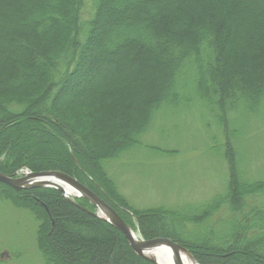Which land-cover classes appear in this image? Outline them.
Wrapping results in <instances>:
<instances>
[{
	"label": "trees",
	"instance_id": "1",
	"mask_svg": "<svg viewBox=\"0 0 264 264\" xmlns=\"http://www.w3.org/2000/svg\"><path fill=\"white\" fill-rule=\"evenodd\" d=\"M87 1L0 0V172H62L130 223L137 217L105 164L132 149L153 113L201 98L219 113L229 146L239 132L230 115L263 103L264 0H92L83 24ZM231 168L226 198L186 208L195 218L145 212L136 219L142 238L178 243L199 264H264V203L244 209L264 195V182L243 181ZM0 199L40 221L46 264H154L86 211H96L86 199L78 206L53 188L16 192L3 183ZM224 205L233 216L227 225L203 223Z\"/></svg>",
	"mask_w": 264,
	"mask_h": 264
},
{
	"label": "rangeland",
	"instance_id": "2",
	"mask_svg": "<svg viewBox=\"0 0 264 264\" xmlns=\"http://www.w3.org/2000/svg\"><path fill=\"white\" fill-rule=\"evenodd\" d=\"M92 9L93 2L88 0L83 24L90 21ZM82 84L80 80L79 86ZM201 101L192 97L176 109L162 107L141 126L132 149L105 164L114 191L126 199L128 210L137 218L152 209H177L195 218V214L189 211L188 215L185 209L194 211L212 199L227 197L230 170L235 171L231 166L243 181L264 182V101L254 113H249L245 103L241 111L230 115L239 132L236 135L231 132L235 140L229 146L219 113ZM29 128L41 141L44 133L30 125ZM46 129L44 126L46 133H52ZM231 130L234 131L233 126ZM27 171L23 166L17 176ZM48 172L58 171L40 173ZM263 203L264 195L255 200L250 197L244 209L247 212ZM226 208L224 205L203 223L215 222L213 229L220 230L223 226L219 223L227 220L224 223L227 225L233 217ZM137 218L131 216L130 223L122 219L137 229ZM39 226L40 221L29 210L17 207L11 200L0 199V264H46L38 243Z\"/></svg>",
	"mask_w": 264,
	"mask_h": 264
},
{
	"label": "water",
	"instance_id": "3",
	"mask_svg": "<svg viewBox=\"0 0 264 264\" xmlns=\"http://www.w3.org/2000/svg\"><path fill=\"white\" fill-rule=\"evenodd\" d=\"M50 177L55 178L58 182H63L69 186H71L75 191L76 195L73 196L71 192H67L64 187H62L58 182L50 183L39 180V178ZM0 183L6 184L11 188L15 189L17 192L23 189L29 188H55L62 192L66 199L72 202L75 205H78L74 199L76 198H85L89 202H91L94 206H96L105 216H101L99 213L91 212L87 209L86 211L90 212L95 217L103 219L108 223L115 226L121 233L125 235L127 240L129 241L133 250L142 258L154 263L161 264L156 258H153L151 252L154 251H166L168 252L173 261L170 264H182L179 259V253L185 252L187 253L194 261V257L192 254L182 247L181 245L169 241V240H156L153 242H146L143 239H134L130 226L124 222V220L118 215V213L110 207L103 199L99 196L95 195L92 191L86 188L84 185L80 184L76 179L71 178L65 174L59 172H48V173H31L23 178H13L11 176L5 175L0 172ZM57 183V184H56ZM79 206V205H78Z\"/></svg>",
	"mask_w": 264,
	"mask_h": 264
},
{
	"label": "bare ground",
	"instance_id": "4",
	"mask_svg": "<svg viewBox=\"0 0 264 264\" xmlns=\"http://www.w3.org/2000/svg\"><path fill=\"white\" fill-rule=\"evenodd\" d=\"M39 180L45 181V182H50V183L58 182V181H56L55 178H50V177L39 178ZM58 184H60L62 187H64L67 192H71L73 194V196L76 195V191L71 186H69V185H67V184H65L63 182H58ZM130 230H131V233H132L133 237L135 239L139 240L140 239L139 231L135 227H130ZM148 254H151L153 256V258H156L161 264H170V262L173 261L171 255L168 252H166V251L158 250V251H154V252H151V253H148ZM179 259L182 262V264H199L198 262L194 261L185 252H180L179 253Z\"/></svg>",
	"mask_w": 264,
	"mask_h": 264
}]
</instances>
